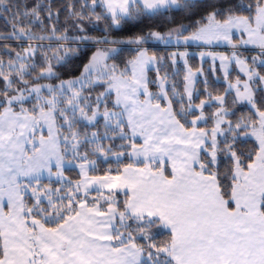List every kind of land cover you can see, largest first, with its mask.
Segmentation results:
<instances>
[{"label": "snow or ice", "instance_id": "6c2138e0", "mask_svg": "<svg viewBox=\"0 0 264 264\" xmlns=\"http://www.w3.org/2000/svg\"><path fill=\"white\" fill-rule=\"evenodd\" d=\"M0 264H264V0H0Z\"/></svg>", "mask_w": 264, "mask_h": 264}]
</instances>
